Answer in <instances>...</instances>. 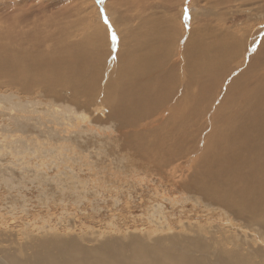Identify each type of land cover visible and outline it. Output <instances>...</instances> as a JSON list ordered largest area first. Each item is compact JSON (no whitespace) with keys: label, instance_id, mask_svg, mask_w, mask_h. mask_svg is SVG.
<instances>
[{"label":"bare ground","instance_id":"1","mask_svg":"<svg viewBox=\"0 0 264 264\" xmlns=\"http://www.w3.org/2000/svg\"><path fill=\"white\" fill-rule=\"evenodd\" d=\"M20 13L22 12L20 11ZM48 18H51V14ZM48 18L47 20H49ZM32 22L31 29L29 28L24 34H21V31H14L19 25H15L14 22V24L9 23L14 30L7 29L8 32L0 33V90L5 87L18 88L26 94L34 86H38L47 89L49 94H55L58 89L69 88L73 102L79 101L83 96L90 95V92L93 93V96L94 93L96 95V90L102 87V74L104 70L106 72L108 64L105 58L109 53L106 55L105 51L108 52V50L104 48V40L100 36L106 29L105 25H93L90 22V24L78 23L77 21L61 23L62 21L55 19V21L45 24L46 27L43 24L40 25V21L37 22L39 25ZM208 27L206 29H210V26ZM198 30L199 28L195 32ZM213 30L217 31L218 29L212 28L211 30L217 38H214L208 46L199 44L202 51L209 49L213 53L208 57L202 56L201 58L197 56L200 52L198 49L197 54H194L193 44L199 43L200 40L199 32L195 33L197 38L194 40L191 36L194 41L188 48L193 51V55L185 57V62L180 69L176 64L173 68L172 62L174 74L168 75L167 79L159 74L151 82L143 72V69L149 66L147 70L150 75L149 69L152 65L158 70L163 65V63L158 65L157 63L160 61L155 62L153 59V54L156 53H154L155 48L151 46L154 43L150 36L147 39L151 45H141L137 42L133 45L134 47L130 46V49L135 48V51L142 53L139 54L140 56H135L136 53L130 50L127 53L124 51V54L126 53L124 56L122 52L120 54L118 52L119 58L117 59H120V64L116 62L117 69L111 74L110 83H113L116 89L121 91V96H118V103L115 110L112 111L114 113H111L114 116L113 120L120 121L121 118L126 128L138 124L140 129L128 133L131 132L137 139L136 142L132 140L135 146L132 149L140 151V153L137 152L139 155L136 153L134 155L142 154L144 160L151 167L152 164H156L162 168L173 161L172 159L186 158L184 164L186 171L190 173L189 168H194V172L189 178L180 175L185 183L181 187L182 191L177 192L180 194L170 192L169 189L166 192L160 191L158 187H154L153 192L161 202L166 200L172 208L184 211L183 207L186 206L185 202L189 198L188 196L193 195L194 199L191 201H198L200 205L204 206L205 209L201 210L203 213H211L213 209L209 207L214 205L218 206L217 209L220 212L222 211L220 217L214 219L198 213L187 214L185 211L184 213L179 212L181 215H177L179 219L175 223L173 218L169 219L166 216L165 210L161 211L164 206L155 207L153 205L156 203L153 202V205L149 204V214L146 215L144 222L130 218L126 222L122 221V219H127L126 216H122L123 218H120L118 222V218L114 217V221L113 219L109 220L106 224L108 228L103 226V229L100 227L95 229L94 226L84 222L81 215L75 213L76 218L70 216L72 221L74 219V223L67 220L68 225L71 226L70 222L73 226L67 227V232L64 235L56 234V237H50L55 234L54 231L45 229L50 226L49 223L45 224L48 225L47 227L40 226L41 229L45 226L44 232H41L44 238H40L39 234H36L37 236L34 233L27 234L30 239H25L22 243L21 247L24 250L19 246L23 259L25 257L30 264H264V65L259 71L253 73V64L258 61L257 56L258 53H262L264 43H260L261 46H259L256 43L257 36L254 38V43L252 38L249 42L250 35H248L245 40L249 43L252 42L253 45L257 44L254 45L257 49L255 53L249 55L245 52L246 57L249 56V60L246 59L247 67L241 71L240 68L244 65L245 59L241 60L240 57L245 41L241 43L240 39L231 37L230 33L232 32L219 31L216 33ZM133 33H131L132 36ZM224 33L228 35H223ZM150 35L155 36V34ZM246 47L243 51L246 50ZM168 79L171 82H167ZM220 89L222 91L226 89L227 96L232 101L230 106L227 105L226 113L223 109L224 106L221 105L222 102L211 105L216 101L217 96L215 95ZM58 94L60 96V93ZM93 99L91 98V101ZM28 100L30 99L28 98ZM58 101L61 102V99L59 98ZM51 109L54 110L55 107ZM111 109L113 110V107ZM34 111L31 110L32 113ZM38 115L42 114L38 113ZM42 118L44 119L41 116L39 121ZM57 118L56 121L65 122L63 115ZM84 121L83 117V119L73 122L75 127H71V130L92 131L91 126L83 125ZM66 124H62L64 130H70L69 124L68 126ZM58 125L51 124L53 129L50 130L57 133ZM68 130V135H70ZM51 131L50 133H52ZM20 132L22 133V131ZM125 133H127L126 130ZM50 143V145L53 144ZM68 144L70 145L69 142ZM59 145L61 147H56V144L54 149H57L56 154L61 155V150L66 149L67 144ZM76 148V151L79 152L78 147ZM68 153L70 152L66 150L61 156V160L67 161ZM94 161L85 163L89 169L90 166L93 168V175H96L95 179L97 180L92 185H98L106 178L104 180L100 176L102 172L96 170L99 164L96 166ZM182 163H178L179 166L174 165L175 167L171 166L173 163H170V166L173 167L171 169L177 171V168L180 169V166H183ZM137 166L140 169L142 165L137 164ZM108 172L109 170H107V174ZM138 172H132L134 178L139 176L141 177L140 182H145L147 175L143 176ZM117 173L119 175L116 177L120 178L121 172L117 170ZM181 173L184 174V172ZM111 174L113 173L111 172ZM117 185L120 186V184ZM64 209H66L65 206ZM246 215L251 218L246 220ZM128 223H134V228H130ZM41 229L39 228V230ZM4 232L1 233L7 234L6 228ZM73 236L78 239L84 237L86 240L89 239L91 242L97 243L92 246L94 248H89L91 245L87 244L88 247L85 248V240L84 243L77 242ZM3 239H9V243L17 245L14 233L11 236L3 237ZM7 251L4 253L7 259L0 255L1 264H22L19 260L14 259L11 251Z\"/></svg>","mask_w":264,"mask_h":264},{"label":"rangeland","instance_id":"2","mask_svg":"<svg viewBox=\"0 0 264 264\" xmlns=\"http://www.w3.org/2000/svg\"><path fill=\"white\" fill-rule=\"evenodd\" d=\"M20 11L22 13H20ZM186 12L187 19L185 18ZM50 14L52 19L48 18ZM105 17H107V23L105 22ZM47 18L49 20L51 19L50 22L56 19L62 21L61 23L70 21V23H73L77 21L78 23L105 25L106 29L102 32L104 35L100 33V36L101 39L104 40V48L108 50V52L105 51L106 55L109 53L105 58V61H107L106 63H108L106 65L108 69L106 68V72L104 70L102 74V87L96 90V95L94 93L93 96V93L90 92V95L83 96L76 102L72 101L71 89L69 88L58 89L56 93H60V96H58V93L49 94L47 89L38 86H34L31 91L26 94L18 88L5 87L0 90V255L7 259L4 253L9 250L13 254L15 260H19L22 264H30L25 257L24 259L22 258V252L19 251L24 240L30 239L28 235L34 233V235L39 234L38 236L40 238H44L41 232H44L45 229H50L52 232L54 231L55 235L50 237H56V234L64 235L67 232L66 228L73 226L70 222L69 224H71V226H69L67 220H71L70 216L76 218V214L79 216L81 215V218L83 217L82 220L94 226L95 229H98V227L103 229V226L108 228L106 224L109 220L112 221L113 219L114 221V217L118 218V222L120 218L124 216L127 217V219H122V221L125 220L124 222L129 218L144 222L146 215L149 214V204L153 205L154 202V204L156 203L153 205L155 207L160 205L161 208V206H164L165 209L163 208L161 211L165 210L167 212L166 216L169 219L173 218L175 223L179 219L177 215H181L179 212L184 213L185 211V213L191 215L198 213L218 219L222 212L217 209L218 206H210L209 208L213 209L211 213H203L201 210L205 209L204 206L200 205L198 201H191L194 199L193 195L188 196L190 200L187 199L188 202H185L186 206L183 207L184 211L172 208L166 200L161 202L158 196H155L153 192L154 187H158L160 191L164 190L165 192L168 191V189L170 192L176 193L182 191L181 187H183L185 183L182 181L180 175H185V177L189 178L190 175L193 174L194 168H189L191 172L188 173L189 171H186V166L184 165L186 163V158H181L177 160L172 159L173 161L170 163L173 164L171 165L169 163L165 167L162 166V170L159 165L152 164L154 167H151L150 164L148 165L142 157V154L137 156L140 151L132 149L133 147L135 148L134 142H136L137 139L134 138L135 135H132L131 132L130 134L128 133L132 130H138L140 127L136 124L126 128L121 118L120 121L113 120L114 116H112V113L114 112L112 111L115 110L116 104L118 103L117 100L121 96V91L118 88L116 89L113 83H110V78L111 74L114 73L113 71L117 69L118 64H116V62L120 64V59H117L119 58L118 55L122 52L124 56L130 50L136 53L135 56H140L139 54L142 53L135 51V48L130 49V46L134 47L133 45L137 42L141 45H151L147 39L150 36V38H153L152 40L154 43V45L151 46L155 48L154 53H156V56L153 54V59L155 62L157 60L160 61V63H157L158 65L161 63H163V65L159 70L156 67L153 68L152 65L149 69L150 75H148L149 73L147 70L149 66L145 67L143 69L144 71H142L146 73L147 78H149L151 82L153 78L159 74L167 79L172 73L174 74L172 62L173 68L176 64L178 69H180L183 66V62H185V57L193 55V51L188 50V48L197 38V36L194 35L195 33L199 32L198 36L200 40L199 43L193 44V48L195 49L194 54H197L196 51H198V49L200 52L197 56L201 58L202 56L208 57L213 53L209 51V49H207V51H202L199 48L200 43L204 46H208L214 38H217L212 34V28L218 29L217 31L213 30L216 33L219 31L232 32L230 33L231 37L233 36L235 39H240L239 41L241 43H243V41L246 42H244L243 49L247 46L245 49L249 50L243 51L242 49L240 57L241 60L245 59L244 65L240 68L241 71H244L247 67L245 63L249 60V56L246 57L245 52L247 55L255 53L257 47L254 45L258 44L261 46V44L264 43V0H103V2H101V0H0L1 34L2 32H8L7 29L14 30L12 29L13 26L11 27V24L14 23L15 25H20V27H18V25L14 31H21L20 33L24 34V32L28 31L30 28L31 23H33L32 21L35 23L40 21V25H45L50 23ZM37 24L39 25V23ZM45 26L47 27V25ZM208 26H210V29H206L209 28ZM197 28H199V30L195 32ZM113 31L118 38L115 45L112 41ZM201 32L202 35H200ZM251 32L255 36L250 34ZM131 33H133V36ZM150 34H155V36L153 35V37ZM226 34L227 33H224L223 35ZM248 35H250V38ZM191 36L194 40H192ZM247 37L249 42L252 38L253 43L256 37L257 44L253 45L252 42L249 43L245 40ZM222 38L224 39V37ZM124 51L126 52L125 54ZM187 51L189 52L184 54ZM130 55L133 56L132 53H130ZM257 60L258 61L253 64V73L259 71L264 65V49L262 53H258ZM167 82L171 81L168 79ZM226 89H223L225 92L220 89V92L218 91L215 95L217 96L216 101L211 103V105H213L214 103L222 102L223 104L221 105L222 107L224 106L223 109L225 113L227 112V105L230 106L232 103L231 98L227 96ZM41 94L42 96H40ZM28 98L30 100H28ZM59 98L61 102L58 101ZM91 98H94L93 101H91ZM92 103L94 104L92 105ZM112 103L114 104L113 106ZM110 106L111 108L113 107V110ZM50 107L53 109L55 107L56 110H52ZM31 110H35L34 113H32ZM38 113L40 115L42 114L41 116L44 117L41 121H39L41 116H39ZM62 115L65 117V120H63L65 122L55 120L58 119V116ZM51 117L53 118L51 119ZM83 117L85 120L83 125L91 126L93 130L86 132H81L78 129L75 131L71 130L75 127L73 122L79 119L81 120ZM117 122L119 123L117 124ZM19 123H21L20 126ZM55 123L56 125L60 124L58 125L59 131L57 130V133L54 130V132L50 130L53 129L51 124L53 125ZM61 123H65L67 126L69 124L68 128L70 130H67L70 131V135H68L67 130H64V125ZM33 124L35 127L32 126ZM50 126L51 128H49ZM19 127L21 128L19 129ZM125 130L127 133H125ZM20 131H22V133ZM50 131L52 133H50ZM60 132L61 135H59ZM56 139L58 141L60 140V142H57ZM132 140L134 142H132ZM61 141L64 142L61 143ZM65 141L67 142L65 143ZM50 142L53 144L50 145ZM68 142L73 147L75 146V148L70 146ZM59 144H67V148L61 150V155L56 154L55 152H57V149H54L58 146L61 147ZM76 147H78L79 152L76 151ZM66 150L70 152L67 154L69 159L63 161L61 160V156ZM137 152L139 153L137 154ZM135 153L137 155H134ZM91 155L93 157H90ZM86 161H94L96 166L99 164L96 170L101 171L102 173L99 175L102 176L104 180L106 178L107 181H100V184L92 185L97 179H95L96 175H93V168L89 165V169L88 165L85 163ZM178 163H182L183 166H180V169L177 168V171L172 170L171 168L179 166L177 165ZM137 164L139 166L142 165L141 167L144 168L140 167L139 169ZM107 170H109L108 174ZM117 170L121 172L120 175L122 176L120 178L119 176L118 178L116 177L119 175ZM138 171L141 173L140 175H147L145 176L147 177V182L141 181V183V177L139 176L134 178L132 172ZM111 172L113 174H111ZM181 172H184V174ZM113 181L117 183L115 184ZM117 184H120V186ZM194 205L197 206L194 208ZM64 206L66 209H64ZM200 206H202V208H200ZM146 207L148 208L146 209ZM65 210L68 211L66 212ZM223 212L227 213L226 211ZM88 215L90 217H87ZM110 217L113 218L110 219ZM245 218L248 220L251 216L246 215ZM10 221L12 222L10 223ZM72 222L74 223V219ZM7 223L9 227L6 226ZM47 223L50 224L51 228L45 225ZM134 223H128L127 225L130 226V228H134ZM148 223L147 221V224ZM42 225H45L47 228L43 229L45 227L43 226L41 229ZM38 227L41 230H39ZM5 228L7 234H2ZM23 230L26 231L24 232ZM222 232L223 229L220 233L222 234ZM13 233L17 245L9 243V239H3V237L13 235ZM225 233L228 234V232ZM203 234H206V232H203ZM36 236L34 237L36 238ZM73 238L77 242L82 243H84L85 240V248L88 247L87 245H91L89 248H94L92 246L97 243L94 241L91 242L89 239L86 240L84 237L78 239L73 236ZM103 239L105 238L103 237ZM118 241H120V239H118ZM21 248L23 249V247Z\"/></svg>","mask_w":264,"mask_h":264},{"label":"snow or ice","instance_id":"3","mask_svg":"<svg viewBox=\"0 0 264 264\" xmlns=\"http://www.w3.org/2000/svg\"><path fill=\"white\" fill-rule=\"evenodd\" d=\"M101 2H103V0H101ZM185 18L187 19L188 17H187V12L185 13ZM105 22L107 23L108 21H107V17H105ZM109 27H110V25H109ZM117 36H116V33L113 31L112 32V41H113V44L115 45V43H116V41H117Z\"/></svg>","mask_w":264,"mask_h":264}]
</instances>
